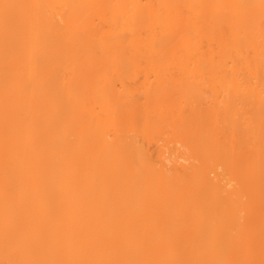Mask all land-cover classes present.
<instances>
[{"label":"bare ground","instance_id":"1","mask_svg":"<svg viewBox=\"0 0 264 264\" xmlns=\"http://www.w3.org/2000/svg\"><path fill=\"white\" fill-rule=\"evenodd\" d=\"M0 264H264V0H0Z\"/></svg>","mask_w":264,"mask_h":264}]
</instances>
